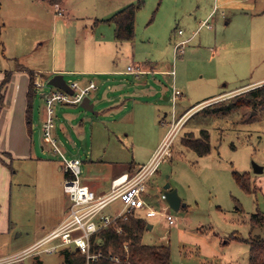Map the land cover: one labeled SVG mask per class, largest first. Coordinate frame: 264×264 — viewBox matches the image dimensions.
<instances>
[{
    "label": "rangeland",
    "instance_id": "rangeland-1",
    "mask_svg": "<svg viewBox=\"0 0 264 264\" xmlns=\"http://www.w3.org/2000/svg\"><path fill=\"white\" fill-rule=\"evenodd\" d=\"M70 1L75 4L77 16L85 18L96 17L111 0ZM144 1L137 13L129 58L120 67L125 71L130 65L134 69L141 66L148 72H121L99 80L100 89L92 93V99L99 93L102 99L105 90L118 95L117 85L126 84L119 108L110 113H98L107 105L103 103H97L94 112L79 104L65 106L69 113L80 116L70 128V137L64 136L61 129L62 123L69 126L60 112L64 106H57V147L66 159L82 161L84 182L100 179L107 186L109 164L96 163L97 159L148 164L169 135L173 121L183 119L172 141V156L159 165L147 189L148 203L157 211L164 207L177 222L171 225L160 215L147 218L153 228L145 231L143 242L169 245L171 264H249V245L238 238L264 239V225L251 223L254 213L264 212V170L256 173L254 168L255 164L264 167L263 112L260 107H245L223 115L204 108L264 84L249 85L264 77V0ZM0 2L4 12L3 16L0 12V23L6 22V16L13 23L10 29L1 27V41L7 33L27 43L33 38L50 37L51 23L45 10L48 5L43 0ZM208 19L211 29L201 25ZM190 36L191 40L178 49L176 43ZM8 53L2 54L0 44V69L14 65ZM158 69L166 71L156 72ZM66 80L70 81L69 76ZM109 85L114 86L113 91ZM174 87L181 92L175 103ZM225 92L230 93L204 100ZM43 111L46 113L45 103L37 95L34 112L40 117ZM202 129L210 133L211 151L205 156L182 142L191 132L199 137ZM35 130V154L40 159L32 161L33 167L29 165L33 178L29 175L20 184L19 177H14L5 192L1 190L0 258L24 252L46 235L48 226L69 207L63 189L64 173L59 170L62 155L42 129ZM0 158L10 163L6 155L0 154ZM23 165L24 169L28 167ZM234 171L249 173L250 192L238 185ZM168 183L185 204L179 211L159 199ZM255 186L259 188L256 191ZM121 207L117 200L107 209L117 212ZM49 245L10 264H64L60 249L44 251Z\"/></svg>",
    "mask_w": 264,
    "mask_h": 264
},
{
    "label": "crops",
    "instance_id": "crops-1",
    "mask_svg": "<svg viewBox=\"0 0 264 264\" xmlns=\"http://www.w3.org/2000/svg\"><path fill=\"white\" fill-rule=\"evenodd\" d=\"M136 1L111 0L110 3H107L105 5L101 12L99 11V14H97L96 17L85 18H80L79 16H77V14L75 13V4H73L70 0H64L62 3L56 6H51L46 1H44L48 5V8H45L48 14V22L52 25H49V28L51 29L50 37L33 38L32 41L27 43V41L18 39L17 35L14 38H11V36H9L7 33L4 41L0 40V44L2 46V54L4 55L6 51L9 52L8 59L14 63L13 66H10L8 68L2 67V69H0V86L5 79L6 73L10 72V79L2 91L3 104L0 106V154H4L7 158L10 159L9 163L7 159L0 158V197L2 196L1 190L5 192L7 183H9L12 178L19 177L18 181H20V184H24L23 179L28 178L29 175L31 176V178H33V171H30L29 173V165L33 167L34 162L32 161H35V159H40L35 154L36 145L34 138L35 132H37L35 128L40 129V131L42 132L41 129L46 117V113L43 111L41 116L37 117L34 112L35 99L31 119H29L28 117L27 94L31 80V73H34L35 80H40L42 82H47L55 74H63L65 79L66 76H69L70 81L67 80L69 84L72 82H78L80 85L86 86L90 83V81H94L97 85V88L92 91L89 96L91 98V102L94 103V108L97 103H99V105L102 103L107 104L105 107L101 108L102 110H99L98 113H100V111L110 113L119 108L121 99L126 95L125 83L117 85V87L115 88L116 90H119L118 95H110L111 92L105 90L104 94H102V99H100L101 93L96 95L95 99H92V93L100 89L99 80H101V78L103 77L118 75L121 72L138 73L131 72L129 70L130 67L134 69L133 65L128 66L127 70L125 71L120 67L121 62H126V59L129 58L130 53L129 55H127L128 49L129 47H131L130 43H132L135 38L132 41H125L122 43L118 42L115 38L114 25L103 20L110 18L113 14H115L125 6L131 3H136ZM0 12L3 16L4 12L2 11L1 2ZM26 14L28 16V13ZM210 15H208L207 18H209ZM6 18V22L0 23V37L2 35L1 27L5 25V27L7 26V28L10 29L13 24L10 23L11 21ZM209 19L213 20V18ZM209 19L207 20L208 22ZM192 36L185 39H180V41L176 43V46L177 44H180V42L191 40ZM134 70L139 72H148V70L142 69L141 66H138ZM155 71L165 72L166 70L158 69ZM261 83H264V77L252 81L251 83H249V85H258ZM244 86L238 88H242ZM113 87L114 86L111 87L109 85L108 89H111L113 91ZM234 90L230 92H233ZM229 93H220L218 95L208 97L204 100L226 97ZM40 97L44 103L43 97L41 95ZM169 98L170 97H168L167 100H169ZM204 100L200 102H203ZM73 105L78 104L57 105L64 106V110H60V112L64 116L65 123L69 126H66L62 123L61 129L63 130L62 132L64 136L67 137L71 136L70 128L74 125L75 120L79 119L80 117H77V114L69 113L65 109V106ZM56 119L57 115L55 117V128L53 131V135L55 139L58 140L59 136L56 132ZM80 127H82V123L77 124V128L80 129ZM42 150L44 153V146L42 147ZM151 155L149 156L148 160L151 158ZM39 161L41 162L42 160ZM15 162L18 163L17 166L15 165ZM97 162H105L109 164L110 169H107L108 175L105 178L107 181H109V184L107 186H104L100 179H93L89 182H84L82 178L81 180L84 184L88 185L92 190H94L98 195H105L109 193L111 184L116 178L122 176L123 174L132 172V170L137 169L136 167L144 165L141 163H137L135 160L126 163L118 162L114 159L101 158L97 159L96 163ZM24 163H26V165L28 166L26 167V169H24ZM59 170L63 171L65 180L66 173L62 169V166H60ZM154 175H152V177ZM151 178L149 180L150 182L148 184V190L152 185L153 180ZM145 196V199L147 201L148 194L146 193ZM148 204L150 205V203ZM121 206L123 207L122 203ZM107 208L105 209V212L112 214L113 212L109 211ZM141 212L144 213V211H138L137 214L144 216L145 213L144 215H142L140 214ZM67 213L68 207L61 215L56 218L53 224H50L48 226L50 228V231L46 235L37 239L30 246L43 239L54 229H56L63 222ZM61 249L63 248H60V250ZM0 257L3 256L0 255Z\"/></svg>",
    "mask_w": 264,
    "mask_h": 264
},
{
    "label": "built area",
    "instance_id": "built-area-1",
    "mask_svg": "<svg viewBox=\"0 0 264 264\" xmlns=\"http://www.w3.org/2000/svg\"><path fill=\"white\" fill-rule=\"evenodd\" d=\"M201 25L208 29L212 28L211 23L208 21L202 22ZM184 43L185 41L180 44L183 45ZM180 44L177 45L178 49ZM129 70L131 72H139L131 67ZM34 85L43 97L46 106V117L42 126L43 135L55 146L57 152L61 153L57 147V140L53 135L56 106L59 104H81L84 98L89 97L91 92L97 88V85L94 81H90L86 86H82L78 82H72L69 84L72 94L40 80H35ZM45 86L49 87L48 91L43 90ZM179 95H181V92L174 87V103ZM181 121L183 119L177 123L173 121L169 135L148 164L139 166L133 174L126 173L113 180L110 192L105 195H98L82 182V161L79 159L68 160L61 153L62 169L65 173L70 174V177L65 178L63 183L64 193L69 199L68 213L65 219L56 229L24 252L15 256L0 258V264H10L21 260L24 256L31 255L33 252L42 251L40 249L44 245L49 244L44 251L55 252L60 248H71L86 257V264H91L92 261L94 262L101 258L107 259L109 264H123V261L118 256H104L92 250L93 236L100 230L111 226L117 220L128 219L130 214H137L138 211H144L147 218L160 215L171 225L175 224L177 222L175 216L166 211L164 207L161 211L155 210L147 203L145 195L149 179L154 175L159 165L167 157L172 156V141L177 134L178 128L183 123ZM158 196L160 200L166 202L163 192ZM117 200L121 201L123 207L112 214L106 213L105 209ZM125 248L127 249V245Z\"/></svg>",
    "mask_w": 264,
    "mask_h": 264
},
{
    "label": "trees",
    "instance_id": "trees-1",
    "mask_svg": "<svg viewBox=\"0 0 264 264\" xmlns=\"http://www.w3.org/2000/svg\"><path fill=\"white\" fill-rule=\"evenodd\" d=\"M51 6H56L64 0H44ZM144 0H137L131 3L110 18L103 20L112 23L115 27V38L118 42L132 41L135 38V20L139 9L144 6ZM10 79V72L6 73L5 79L0 86V106L3 104L2 91ZM35 75L31 73V80L27 94V112L31 119L33 112L34 100L38 95V89L34 85ZM198 104V103H197ZM245 107L256 109L261 108L264 116V84L248 91H245L235 97L224 102H217L209 107L204 108L205 111L212 114L225 115L229 111L237 110ZM183 144L195 151L200 156H205L211 151L210 133L206 129H202L200 136L196 137L194 133H190L183 137ZM234 179L238 185L244 190L250 192L253 188L251 185V176L249 173L233 172ZM70 174L66 173V178ZM257 186L254 190H258ZM252 225H264V212L257 211L252 215ZM147 218L138 214H130L128 219H119L111 226L100 230L92 238V250L101 253L104 256H118L123 264H171V250L169 245H147L143 242V236L148 229ZM121 230V232H119ZM248 243L250 256L249 264H264V239L254 237L238 238ZM127 245V249L125 246ZM64 255V264H86V257L70 248L60 250ZM40 264V263H32ZM91 264H109L107 259L101 258L92 261Z\"/></svg>",
    "mask_w": 264,
    "mask_h": 264
},
{
    "label": "water",
    "instance_id": "water-1",
    "mask_svg": "<svg viewBox=\"0 0 264 264\" xmlns=\"http://www.w3.org/2000/svg\"><path fill=\"white\" fill-rule=\"evenodd\" d=\"M47 83H48V85L58 87L60 89L67 91L68 93L72 94V89H71L69 83L67 82V80L64 78L63 74H55L54 76H52L47 81ZM80 105L83 109H85L89 112H94V103L91 102L90 97H85ZM254 168H255L256 173L263 172V170H264V167L260 166L258 164H255ZM163 193L165 196L166 203L168 204L169 208H171L172 210L179 211V209L182 206H185V204L182 203V199L179 196L177 189L172 188L169 183L164 186ZM147 228L151 229L152 225L148 224Z\"/></svg>",
    "mask_w": 264,
    "mask_h": 264
}]
</instances>
